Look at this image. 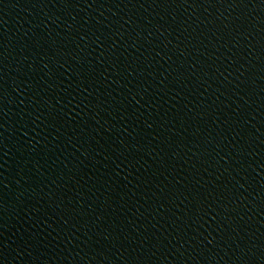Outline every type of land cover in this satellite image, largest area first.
I'll return each instance as SVG.
<instances>
[{"label":"water","instance_id":"1","mask_svg":"<svg viewBox=\"0 0 264 264\" xmlns=\"http://www.w3.org/2000/svg\"><path fill=\"white\" fill-rule=\"evenodd\" d=\"M0 264H264V0H0Z\"/></svg>","mask_w":264,"mask_h":264}]
</instances>
